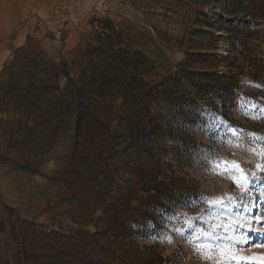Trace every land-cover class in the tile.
<instances>
[{
	"label": "rangeland",
	"instance_id": "374dc122",
	"mask_svg": "<svg viewBox=\"0 0 264 264\" xmlns=\"http://www.w3.org/2000/svg\"><path fill=\"white\" fill-rule=\"evenodd\" d=\"M232 1L0 0V264L54 263L50 247L78 236L87 253L101 254L98 243L109 256L105 239L115 240L120 232L116 221L104 236L100 229L115 216L109 190L115 193L108 185L133 177L124 169L133 165V148L117 135L93 151L74 120L42 116V108L22 115L23 91L1 80L15 51L30 40L59 61L93 33L96 20H110L129 35L132 48L153 62L147 80L154 84L177 72L181 63L193 71L229 74L222 60L228 53L244 70L237 72L226 109L203 103L196 107L194 124L183 127L191 131L185 170L188 179L202 184L200 200L178 206L157 228L149 223L148 233L127 239L147 247L142 252H155L160 264H264V220L259 219L264 217V71L255 75L236 51L240 39L251 38L260 46L255 62L264 67V0ZM200 12L208 15L209 25L199 23ZM241 20L253 22L250 35ZM200 29L203 34L195 31ZM188 52L216 58H191ZM114 105L121 110L123 100ZM114 119L111 125L122 123ZM220 162L242 171L225 175L223 164L215 167ZM197 236L195 243L208 258L189 243Z\"/></svg>",
	"mask_w": 264,
	"mask_h": 264
},
{
	"label": "trees",
	"instance_id": "16d2710c",
	"mask_svg": "<svg viewBox=\"0 0 264 264\" xmlns=\"http://www.w3.org/2000/svg\"><path fill=\"white\" fill-rule=\"evenodd\" d=\"M199 14L202 27L209 25L208 15ZM232 21L235 20L229 23ZM241 22L250 35L253 22ZM195 31L204 33L202 29ZM250 39H240L236 51L255 75L261 74L264 67L258 66L253 56L260 46ZM131 40L110 20H96L93 33L70 57L56 61L30 40L15 51L14 60L2 74V85L12 84L20 93L23 91L19 98L22 115L42 108V116L74 120L93 151L113 143L117 135L125 138L123 145L127 149L133 148V165L124 167L125 171H133V177L108 185L115 193L109 190L115 216L102 224L100 232L104 236L112 221L120 229L115 240L105 236L106 246H111L110 255L105 256L107 250L98 243L95 249L101 254L87 253L80 236L70 237L50 247L55 260L51 264H160L163 260L155 252H142L144 245L127 238L148 233L149 223L157 228L164 215L200 200L202 184L188 179L185 170L189 167L187 144L191 131L183 127L194 124L196 107L203 103L226 109L234 94L232 85L237 83V72L244 71L243 63H232L230 53L222 57L229 64V74L193 71L181 63L177 72L154 84L147 80L154 69L153 62L141 50L133 49ZM187 56L216 58L214 54L193 52ZM181 85L185 90H179ZM207 94L213 96L200 99ZM119 99L123 100L121 110L114 105ZM115 117L122 120L116 127L110 124ZM130 224L133 227L129 228Z\"/></svg>",
	"mask_w": 264,
	"mask_h": 264
},
{
	"label": "snow or ice",
	"instance_id": "6c2138e0",
	"mask_svg": "<svg viewBox=\"0 0 264 264\" xmlns=\"http://www.w3.org/2000/svg\"><path fill=\"white\" fill-rule=\"evenodd\" d=\"M233 134H235V131H234V130H233ZM221 164L224 165V173H223V174H225V175H228L229 173H233V174H235L236 172L242 171L241 169H239V166H238V165H236V166L233 167V168H229V166H228V162H220V163H217V164L215 165V167H216V168H219V167L221 166ZM218 174H221V173H218ZM244 183H245V185H247V183H248L246 177H245ZM229 199L231 200V199H236V198H235V197H229ZM259 219L264 220V217H260ZM176 231H177L180 235H183V233L180 232V230L177 229ZM206 234L209 235V236H211V233H206ZM166 239H168V243H171V242H172L170 238H166ZM198 239H199V237L197 236V237H195L194 240L189 241V243L192 244V245L195 247V249H196L197 252H200L202 255L205 256V258H208V257H207V253H206V251L204 250V248H202L200 245H197V244L195 243V240H198ZM233 239H235V238H233ZM239 242L243 243L244 241H243V240H240ZM205 247H208V246H205ZM209 250H210V248H209Z\"/></svg>",
	"mask_w": 264,
	"mask_h": 264
}]
</instances>
